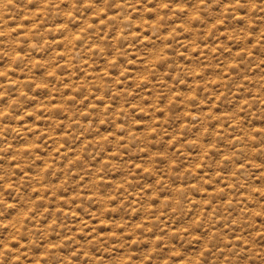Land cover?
<instances>
[{
    "label": "rangeland",
    "instance_id": "1",
    "mask_svg": "<svg viewBox=\"0 0 264 264\" xmlns=\"http://www.w3.org/2000/svg\"><path fill=\"white\" fill-rule=\"evenodd\" d=\"M0 264H264V0H0Z\"/></svg>",
    "mask_w": 264,
    "mask_h": 264
},
{
    "label": "bare ground",
    "instance_id": "2",
    "mask_svg": "<svg viewBox=\"0 0 264 264\" xmlns=\"http://www.w3.org/2000/svg\"><path fill=\"white\" fill-rule=\"evenodd\" d=\"M77 56V54H74V57ZM139 81V80H138ZM145 83V82H144Z\"/></svg>",
    "mask_w": 264,
    "mask_h": 264
}]
</instances>
